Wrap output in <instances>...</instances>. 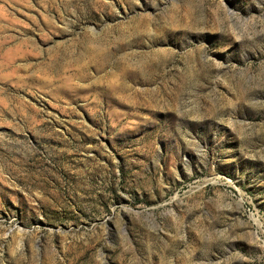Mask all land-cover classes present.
<instances>
[{
  "label": "rangeland",
  "instance_id": "374dc122",
  "mask_svg": "<svg viewBox=\"0 0 264 264\" xmlns=\"http://www.w3.org/2000/svg\"><path fill=\"white\" fill-rule=\"evenodd\" d=\"M0 264H264V0H0Z\"/></svg>",
  "mask_w": 264,
  "mask_h": 264
}]
</instances>
